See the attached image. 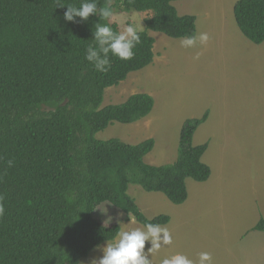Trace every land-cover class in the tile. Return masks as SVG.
Here are the masks:
<instances>
[{
  "label": "trees",
  "instance_id": "obj_1",
  "mask_svg": "<svg viewBox=\"0 0 264 264\" xmlns=\"http://www.w3.org/2000/svg\"><path fill=\"white\" fill-rule=\"evenodd\" d=\"M175 1L181 0H115L119 12L149 16L134 57L110 56L111 67L102 73L85 59L86 48L97 47L91 29L99 17L67 22L66 7H59L79 6L80 0H0V195L5 210L0 264H81L120 230L94 218L101 204L145 229L146 223L165 226L167 215L144 216L128 194L130 186L160 193L178 206L187 199V179H209L210 169L201 160L208 143L192 142L208 112L183 121L170 164L145 161L153 138L136 144L96 138L110 123L130 125L151 112L153 99L144 93L100 105L106 88L153 62L154 39L148 32L176 40L196 33L195 17L179 16ZM232 13L247 41L264 43V0H238ZM8 160L14 161L12 167ZM251 232L264 233L262 218Z\"/></svg>",
  "mask_w": 264,
  "mask_h": 264
},
{
  "label": "rangeland",
  "instance_id": "obj_2",
  "mask_svg": "<svg viewBox=\"0 0 264 264\" xmlns=\"http://www.w3.org/2000/svg\"><path fill=\"white\" fill-rule=\"evenodd\" d=\"M237 1L173 2L179 16L195 17L196 32H207L209 42L183 48L181 39L148 32L154 39L153 62L104 90L100 108L121 104L132 94L152 97L148 116L130 125L110 123L96 135L129 144L153 138L154 147L144 158L151 165L172 163L183 121L208 112L192 140L193 145L208 143L201 159L210 169L206 182L188 181L187 199L178 206L160 193L129 188L128 194L146 218L169 217L163 227L171 243L164 244L161 237V247L147 257L151 264L177 254L199 264L202 252L211 254V264H264V233L251 232L260 218L264 220V43L254 45L238 31L232 13ZM148 16L137 13L142 23ZM126 22L118 17L111 24L123 31ZM196 52L198 61L193 60ZM96 210L94 218L106 226L147 234V229L107 203ZM106 246L93 250L81 264L101 257ZM151 247L149 238L144 253Z\"/></svg>",
  "mask_w": 264,
  "mask_h": 264
},
{
  "label": "clouds",
  "instance_id": "obj_3",
  "mask_svg": "<svg viewBox=\"0 0 264 264\" xmlns=\"http://www.w3.org/2000/svg\"><path fill=\"white\" fill-rule=\"evenodd\" d=\"M115 0H104L103 4L99 0H80L79 6L69 4L61 5L65 8L64 19L67 22H75L79 17L82 21H87L89 17H99V22L92 26L93 44L86 48L85 59L91 63L96 71L106 73L111 67L110 56L122 61L131 60L134 57V48L141 43L140 33L143 30V23L137 19V13L118 12L113 6ZM118 17H123L127 22L123 25V31H115L110 26L111 22ZM108 21L101 23L100 21ZM210 40L207 32H196L181 38L180 44L183 48L195 49L199 45H206ZM200 59V53L196 52L194 61ZM13 160H8V167H12ZM4 197L0 195V216L4 215ZM147 234L140 229L119 230L113 242H107V246L102 249L103 255L93 258L90 264H151L148 255L161 247V237L164 244L171 243L170 233L167 228L159 224L146 223ZM151 238L152 247L148 253H144L145 241ZM100 245H96V250H100ZM212 257L208 252H202L199 256V264H211ZM161 264H193L187 257L177 254L170 258H165Z\"/></svg>",
  "mask_w": 264,
  "mask_h": 264
},
{
  "label": "crops",
  "instance_id": "obj_4",
  "mask_svg": "<svg viewBox=\"0 0 264 264\" xmlns=\"http://www.w3.org/2000/svg\"><path fill=\"white\" fill-rule=\"evenodd\" d=\"M201 117V116H200ZM199 118V117H198ZM205 143H207V142H205ZM188 181H191L190 179H187L186 181H185V184L187 185V182ZM187 188V187H186ZM163 227V226H162Z\"/></svg>",
  "mask_w": 264,
  "mask_h": 264
},
{
  "label": "water",
  "instance_id": "obj_5",
  "mask_svg": "<svg viewBox=\"0 0 264 264\" xmlns=\"http://www.w3.org/2000/svg\"><path fill=\"white\" fill-rule=\"evenodd\" d=\"M66 103V102H65Z\"/></svg>",
  "mask_w": 264,
  "mask_h": 264
}]
</instances>
